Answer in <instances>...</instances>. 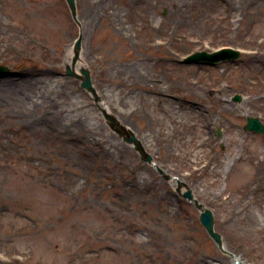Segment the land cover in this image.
<instances>
[{"label": "rangeland", "instance_id": "1", "mask_svg": "<svg viewBox=\"0 0 264 264\" xmlns=\"http://www.w3.org/2000/svg\"><path fill=\"white\" fill-rule=\"evenodd\" d=\"M76 2L79 25L66 0H0V66L8 69L0 82L41 79L43 69L51 77L31 118L0 100V264H233L231 253L264 264V232L249 218L264 224V135L245 130L248 117L264 123V0ZM79 38L77 64L90 70L97 96L67 74ZM224 47L242 56L184 61ZM154 90L164 97L155 100ZM109 98L118 107L107 111ZM65 105L118 153L64 142L50 127ZM132 135L152 163L126 141ZM205 139L193 151L223 163L215 175L192 174L179 157ZM140 173L146 179L136 182ZM188 191L213 212L227 253Z\"/></svg>", "mask_w": 264, "mask_h": 264}, {"label": "bare ground", "instance_id": "2", "mask_svg": "<svg viewBox=\"0 0 264 264\" xmlns=\"http://www.w3.org/2000/svg\"><path fill=\"white\" fill-rule=\"evenodd\" d=\"M72 60V55L68 59V63L70 64ZM84 65L82 62H79L75 69L79 70ZM134 74H137L139 77H143L141 74V70L136 68L135 66L131 67ZM42 76L41 79L39 78H32V77H20L18 79H9L4 80L0 82V100L5 103L9 108H11L12 111L19 112L20 114H24L27 117H32V111L36 108H41L44 104L47 102V94L43 91L45 85L47 84L48 80H50L51 77L48 76V73L46 69H43L39 72ZM157 87L156 85L154 86ZM34 88V90L32 89ZM209 92L211 94L217 93V90L209 89ZM152 95L154 96L155 100H160L162 97H164V94L161 90H154L152 92ZM135 99V98H134ZM108 104L104 105V108L109 111L111 110L112 106L118 107V100L115 98L108 99ZM171 102H174L173 99H171ZM188 106V103H186ZM122 106L125 109L134 110L136 107V104L133 99H126L124 102H122ZM70 106L65 105L61 106L60 110H58L61 115H57V123L55 124V128L50 127V129H62V135L60 136L61 139L64 142H67L69 140H81L83 141V144H89L90 146H93L97 149L98 153L102 155L103 157L109 156L112 153H118L119 144L115 143L113 139H97V135H99L98 131H94L92 129L91 125L94 126V123H91L87 118L83 117H76L75 114H73V111L68 108ZM193 107V104L190 106ZM74 120V121H73ZM59 130V129H58ZM78 133H81L82 135H78ZM207 145V139L204 140L203 143L200 141L193 140L190 146V149L187 150L184 154L179 155V157L182 158V160L185 161V164L188 165V167L191 170L192 174H202V173H210V174H217L218 171H220V168H222V164L217 162L215 157L211 156L209 153H206V158L204 159L202 157V154L200 153V149L195 150L196 148H200L201 146ZM194 148V149H193ZM114 151V152H113ZM145 174L140 173L138 175V179H136V182H139L141 179L145 180L146 176ZM174 180H178V178H175ZM179 180H184L183 178L179 177ZM250 220L258 224L260 227V230L264 232V224H261L259 218L255 214H251L249 216ZM4 238H0V241H4ZM117 254L120 256V259L122 260L124 258V254L120 251H116ZM233 264H237V262H242V260L234 255L230 254ZM208 264H214L212 261L208 262ZM220 264H228L227 261L223 260Z\"/></svg>", "mask_w": 264, "mask_h": 264}, {"label": "water", "instance_id": "3", "mask_svg": "<svg viewBox=\"0 0 264 264\" xmlns=\"http://www.w3.org/2000/svg\"><path fill=\"white\" fill-rule=\"evenodd\" d=\"M66 1L68 3V6L70 8V11L72 13V17H73L74 21L79 25L76 0H66ZM80 50H81V38H79L75 43V57L73 59V69L69 68L67 73H68V75H74L75 77L80 79L82 81L81 86L83 88L87 89L88 91H90L94 96H97V91L93 85V81H92V77H91V73H90L89 69L83 68L81 70V74L77 73L74 70L76 62L79 58ZM240 57H241V51L234 49V48H231V47H228V48L219 49V50L212 52V53H209L207 51L195 52V53L189 55L188 57H186L184 59V61H185V63L219 64V63L225 62V61H236ZM6 71H8V69L6 67L0 66V72H6ZM240 99H241L240 95H237L235 97L236 101H239ZM104 114H105V117L113 125L118 123L114 116L110 115L107 112H105ZM245 130L264 134V123H262V121L257 117H248L247 123L245 125ZM217 134H218V136H221L222 132H221L220 128H218ZM126 141L130 144L135 145V148L140 152L143 161H146L148 163H152V161H153L152 156L146 152L142 143L140 142V140L136 136L132 135V136L128 137L126 139ZM185 198L195 202L196 207L201 211V215H200L201 223L207 229L210 236L218 244L219 248L223 252L227 253V251L224 248L221 235L215 231V219H214L213 212L210 209L206 208L204 205L200 204L197 200H194L191 191H188L185 194ZM238 264H247V263L238 262Z\"/></svg>", "mask_w": 264, "mask_h": 264}]
</instances>
